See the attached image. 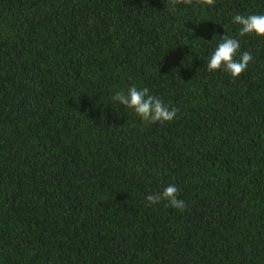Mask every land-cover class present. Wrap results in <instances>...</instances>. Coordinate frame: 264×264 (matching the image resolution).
Returning a JSON list of instances; mask_svg holds the SVG:
<instances>
[{
	"label": "trees",
	"instance_id": "1",
	"mask_svg": "<svg viewBox=\"0 0 264 264\" xmlns=\"http://www.w3.org/2000/svg\"><path fill=\"white\" fill-rule=\"evenodd\" d=\"M173 3L0 0V264H264V38L207 71L264 0ZM133 85L174 120L112 102ZM169 184L183 211L146 200Z\"/></svg>",
	"mask_w": 264,
	"mask_h": 264
},
{
	"label": "clouds",
	"instance_id": "2",
	"mask_svg": "<svg viewBox=\"0 0 264 264\" xmlns=\"http://www.w3.org/2000/svg\"><path fill=\"white\" fill-rule=\"evenodd\" d=\"M181 2L188 6L191 5L192 0H175V3L169 6V11L175 13L177 5ZM206 2L210 5L213 0H206ZM231 22L238 26L239 38L227 34L221 37L208 55L207 71L226 72L235 79L246 71L249 64L254 60L250 52L241 51L240 38L245 36L264 38V14L245 15L238 13L232 17ZM212 40L208 42L211 43ZM111 99L112 102L126 109H131L146 124L171 122L177 115L175 107L150 94L146 87L130 86L126 90L116 92ZM178 191L175 184H169L162 191L147 195L146 200L150 204L166 201L170 206L183 211L186 204L184 200L178 199Z\"/></svg>",
	"mask_w": 264,
	"mask_h": 264
}]
</instances>
